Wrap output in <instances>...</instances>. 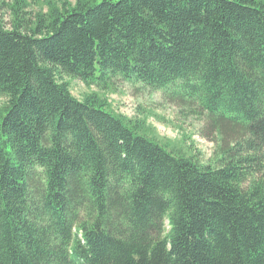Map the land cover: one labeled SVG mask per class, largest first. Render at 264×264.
Segmentation results:
<instances>
[{
    "label": "trees",
    "instance_id": "16d2710c",
    "mask_svg": "<svg viewBox=\"0 0 264 264\" xmlns=\"http://www.w3.org/2000/svg\"><path fill=\"white\" fill-rule=\"evenodd\" d=\"M121 83L211 156L115 111ZM0 264H264V0H0Z\"/></svg>",
    "mask_w": 264,
    "mask_h": 264
},
{
    "label": "rangeland",
    "instance_id": "374dc122",
    "mask_svg": "<svg viewBox=\"0 0 264 264\" xmlns=\"http://www.w3.org/2000/svg\"><path fill=\"white\" fill-rule=\"evenodd\" d=\"M40 7L45 8L42 1L31 5L33 11ZM64 78L69 81L71 92L78 98L90 90H96L94 85L87 86L78 78L67 75ZM117 87L107 92L115 111L130 117L144 118L149 134L192 153L202 161L211 156L214 142L204 136V122L201 118L181 111L179 104L168 102L159 91L140 90L128 83H121Z\"/></svg>",
    "mask_w": 264,
    "mask_h": 264
}]
</instances>
